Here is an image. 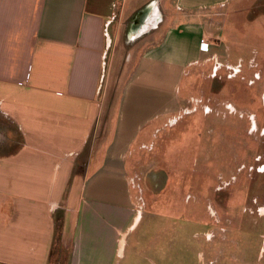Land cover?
<instances>
[{
    "label": "crops",
    "instance_id": "obj_1",
    "mask_svg": "<svg viewBox=\"0 0 264 264\" xmlns=\"http://www.w3.org/2000/svg\"><path fill=\"white\" fill-rule=\"evenodd\" d=\"M232 1L0 0V264H53L56 241L68 264H170L142 233L126 255L129 163L181 111L172 83L228 51L213 12Z\"/></svg>",
    "mask_w": 264,
    "mask_h": 264
},
{
    "label": "rangeland",
    "instance_id": "obj_2",
    "mask_svg": "<svg viewBox=\"0 0 264 264\" xmlns=\"http://www.w3.org/2000/svg\"><path fill=\"white\" fill-rule=\"evenodd\" d=\"M214 10L228 51L215 57L219 64L212 59L172 83L181 111L157 123L129 163L144 216L127 256L142 233L145 249L169 243L170 264H264V0ZM160 226L162 237L144 233ZM55 245L53 264H68L69 250Z\"/></svg>",
    "mask_w": 264,
    "mask_h": 264
},
{
    "label": "built area",
    "instance_id": "obj_3",
    "mask_svg": "<svg viewBox=\"0 0 264 264\" xmlns=\"http://www.w3.org/2000/svg\"><path fill=\"white\" fill-rule=\"evenodd\" d=\"M201 49L204 51V48L206 47V50H209V46L210 45H208L209 44V42L207 41V39L206 38H203V39H201ZM216 57V55H214L213 57H212V59H214V61H215V64L217 65V64H219V60L217 59V58H215ZM133 184V183H132Z\"/></svg>",
    "mask_w": 264,
    "mask_h": 264
},
{
    "label": "flooded vegetation",
    "instance_id": "obj_4",
    "mask_svg": "<svg viewBox=\"0 0 264 264\" xmlns=\"http://www.w3.org/2000/svg\"><path fill=\"white\" fill-rule=\"evenodd\" d=\"M249 67H250V66H249ZM254 74H255V72H254ZM256 78H257V79H255L254 81H253V80L248 81V83L251 84V86H252V85H255L257 81L259 82V80H260V78H261V75L258 74V75L256 76ZM256 128H257V127H256ZM256 128H255V129H256ZM243 163H244V164L242 165V167L247 166V164H248V166L250 167V163H251V162H248V163H247L246 160H243Z\"/></svg>",
    "mask_w": 264,
    "mask_h": 264
}]
</instances>
